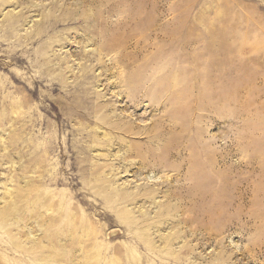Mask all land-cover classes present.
I'll return each instance as SVG.
<instances>
[{
    "label": "rangeland",
    "instance_id": "rangeland-1",
    "mask_svg": "<svg viewBox=\"0 0 264 264\" xmlns=\"http://www.w3.org/2000/svg\"><path fill=\"white\" fill-rule=\"evenodd\" d=\"M0 264H264V0H0Z\"/></svg>",
    "mask_w": 264,
    "mask_h": 264
}]
</instances>
